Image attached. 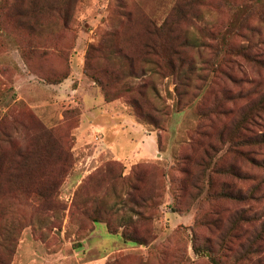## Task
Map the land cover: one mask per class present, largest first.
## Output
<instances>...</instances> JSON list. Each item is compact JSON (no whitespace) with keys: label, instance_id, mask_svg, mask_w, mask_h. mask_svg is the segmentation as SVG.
<instances>
[{"label":"rangeland","instance_id":"rangeland-1","mask_svg":"<svg viewBox=\"0 0 264 264\" xmlns=\"http://www.w3.org/2000/svg\"><path fill=\"white\" fill-rule=\"evenodd\" d=\"M15 1L0 0V262L264 264V197L224 195L264 193L227 135L264 95V69L232 53L264 60V0ZM155 29L179 76L144 46Z\"/></svg>","mask_w":264,"mask_h":264},{"label":"trees","instance_id":"trees-1","mask_svg":"<svg viewBox=\"0 0 264 264\" xmlns=\"http://www.w3.org/2000/svg\"><path fill=\"white\" fill-rule=\"evenodd\" d=\"M16 3V4H15ZM13 5L19 6L20 5V0H16ZM50 9H54L53 7H50ZM27 10H24L22 8H17V13L19 15L24 14ZM147 41L145 42L144 46H150L155 55H160L162 58H168L169 59V68L172 70V72L176 75H180L181 69H182V54L180 49L177 46V44H170L167 41V38H162L161 32H159L157 29L149 31L147 35ZM168 46V47H166ZM181 46H185V44H182ZM239 46H244V45H239ZM249 46V45H247ZM161 48V50H160ZM240 47H236L232 50V53H235L234 55H240L243 58H246L249 61H252L255 63L257 66L261 67L264 69V60L263 59H258L256 57H253L250 55L249 52H247V48L245 49H239ZM167 52V54H166ZM178 58L176 61L174 58ZM179 62V63H178ZM185 77V76H183ZM236 81V79H233ZM238 95H241L240 93L234 95V99L238 97ZM109 99V97H108ZM264 114V95L262 97H259V99L252 101L248 107L243 108L240 112V115L233 121V126L231 129H229L228 132V141L230 144V147L232 151H234L235 154H238L241 156L242 161H247L251 165L255 167L261 168V170L264 171V160H260L257 154H255L256 150L258 149H263L264 147V132L262 131H255L256 126L258 124V119H262ZM263 120V119H262ZM48 130L43 129V132L45 134H50L47 132ZM243 147V148H240ZM206 154L208 155V158H211L212 155L210 154L209 151L206 150ZM32 155H34L32 152L25 153L23 151L19 152V157H27L30 158ZM186 159H189V156L186 157ZM28 162V161H27ZM10 165L13 167H17L19 171H21L23 168L21 165H24V161H19V163L13 162ZM30 169L33 170L32 167ZM214 171L216 172H221V173H233L237 177H243L242 169L241 167L238 168V166L234 165L231 167H228L227 169L225 168H216ZM251 177V176H250ZM51 186L55 189L53 192V195L56 193V189L58 190L57 182L55 183V180L51 181ZM208 186H211V182L208 181ZM39 195L42 196L44 195L45 200H53L51 195L45 196V194L42 193V191H38ZM55 193V194H54ZM224 195H228V197H231L232 199H235L236 201H248L250 202L253 199H258L261 197H264V193L261 190V187L258 184H251L250 187L247 188L246 191H244L242 188L240 189H234L233 193L232 192H226ZM57 202H55L56 206ZM239 215L241 218L249 220L252 219L251 215L248 214L247 212H244V210H241ZM246 216V218L244 217ZM125 237V236H124ZM126 239H133L131 237ZM254 244H251L250 246H253ZM258 251L256 246H253V251ZM247 256L249 255L250 249H247L246 251ZM254 252H252L253 254ZM249 259V258H247ZM0 264H6V262L3 260L0 262Z\"/></svg>","mask_w":264,"mask_h":264}]
</instances>
